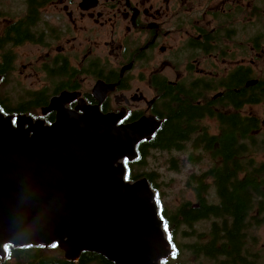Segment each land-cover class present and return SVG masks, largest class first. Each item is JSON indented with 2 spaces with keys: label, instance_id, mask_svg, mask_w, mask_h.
I'll return each mask as SVG.
<instances>
[{
  "label": "flooded vegetation",
  "instance_id": "flooded-vegetation-1",
  "mask_svg": "<svg viewBox=\"0 0 264 264\" xmlns=\"http://www.w3.org/2000/svg\"><path fill=\"white\" fill-rule=\"evenodd\" d=\"M48 7L54 9L56 20L36 25L29 36V113L12 115L26 114L51 124L56 113L48 106L63 96L67 111L81 113V107L98 106L102 114L123 113L118 125L150 116L162 124L157 112L165 85L187 91L201 86L203 92L195 103L214 104L212 114L197 123L206 127L209 136H219V119L231 115L238 117L236 125L256 123L247 158L264 164L256 159L264 142L255 136L264 129V0H53ZM97 84L108 89L104 95L94 93ZM212 120L216 133L206 124ZM190 146L191 140L185 143L186 156ZM207 161L217 164L205 154L186 163L199 166ZM216 162L224 163L221 158ZM237 167L236 177L241 180L247 173L240 164ZM202 173L192 172L186 181L193 196L182 203L194 212L193 217L204 214L206 206L223 205L209 179L204 194H196L199 185L191 184L189 177ZM182 203L167 215L177 212ZM227 216V221L234 218ZM241 216L242 243L249 254L258 253L255 232L264 227V200L246 207ZM200 222L209 224L202 237L207 243L214 220L195 224ZM195 224L181 223L179 228L192 231ZM179 228L171 226L174 236ZM245 264L256 261L250 257Z\"/></svg>",
  "mask_w": 264,
  "mask_h": 264
},
{
  "label": "water",
  "instance_id": "water-1",
  "mask_svg": "<svg viewBox=\"0 0 264 264\" xmlns=\"http://www.w3.org/2000/svg\"><path fill=\"white\" fill-rule=\"evenodd\" d=\"M65 102L51 100V124L0 109V258L6 245L55 244L68 262L87 252L113 264H165L172 249L155 194L145 177L126 180L124 165L161 122L118 125L123 113H76Z\"/></svg>",
  "mask_w": 264,
  "mask_h": 264
},
{
  "label": "trees",
  "instance_id": "trees-1",
  "mask_svg": "<svg viewBox=\"0 0 264 264\" xmlns=\"http://www.w3.org/2000/svg\"><path fill=\"white\" fill-rule=\"evenodd\" d=\"M46 2L47 0H25L23 15L3 27L0 33L1 87L7 86V81L15 70V48L29 43V36L34 32V27L43 22L41 9ZM3 15L5 14L0 12V19ZM210 88L212 87L210 86ZM202 90L201 86L194 91H187L185 87L173 90L165 85L162 90L161 110L157 112V117L161 119L162 124L150 140L138 144L136 148L138 157L135 160L124 161L125 179L135 181L145 177L155 194L157 206L160 205L158 173L154 170L143 172L140 170L143 169L146 158L152 156L154 152H184L185 143L191 140L190 151L186 158L184 157V162L191 160L194 156L205 154L209 155L211 161L217 164L199 176H190L189 181L191 184L199 185L196 188V194L200 196L204 194V189L210 187L207 186L206 180H211L216 195L220 201H223V205L204 206V214L194 217L192 216L194 212L187 211L185 208L187 206H184V203L177 212L169 216L168 212H165L161 207L158 215L163 220V230L172 249V254L161 263L170 264L168 261L170 257L180 255L171 226H179L181 223L192 226L200 220L213 219L207 243L195 241L192 244L182 245V247L190 253L201 254L202 257L208 259L210 264H245V260L250 257L256 261V264H264L261 254H249L246 245L242 243L244 238L241 233L245 231V228L242 227L243 219L242 216L240 217L244 214L246 207L250 208L252 203H257L259 206L264 200V164H256L247 158V154L250 152V146L247 143L251 139L250 133L257 129V124L247 121L236 125L234 120H237L238 117L231 115L219 119L221 124L219 136H209L206 127L197 123V119L211 115L214 102L195 103L200 99L201 95L199 94L203 92ZM3 93L8 94V91L4 90ZM22 95L25 97L16 104H12L6 94L0 95L1 111L5 114L29 113V91H24ZM51 121L50 119L49 122ZM218 158H221L224 163L218 165L216 162ZM178 160V157L167 159L171 167L182 165L177 163ZM237 164H240L241 169L247 173L241 180L236 177V173L239 171ZM230 186L234 187L231 193L227 191ZM227 213L232 216H227ZM226 216L234 218L227 221ZM4 249L6 256L3 259L0 258V264H113L99 255L87 252H83L76 262L65 261L62 252L55 244L47 247L42 245L36 247L6 245Z\"/></svg>",
  "mask_w": 264,
  "mask_h": 264
},
{
  "label": "rangeland",
  "instance_id": "rangeland-1",
  "mask_svg": "<svg viewBox=\"0 0 264 264\" xmlns=\"http://www.w3.org/2000/svg\"><path fill=\"white\" fill-rule=\"evenodd\" d=\"M53 3V0H48L45 6L41 10L42 19L45 22L52 23L56 20L55 11L52 7H48L49 4ZM0 12L5 14L0 19V33L3 27L10 21L17 20L25 12V0H0ZM16 54L15 70L12 72L9 80L7 81L6 87L0 86V95L6 94L12 104H16L19 100L23 99V92L29 91V43L22 46L16 47L14 50ZM183 68H181L182 70ZM4 90L8 91L3 93ZM206 124L209 126L212 133H216V122L207 121ZM256 137L260 138L262 143L264 142V129L260 133L255 134ZM170 157H178V168L171 167L167 159ZM186 152H154L152 156H149L145 160L143 171L154 170L158 173V182L160 184V206L164 208L165 212L175 210L178 205L182 202L192 199V194L186 188V181L190 173L207 171L211 168L210 162L192 166L184 162ZM258 161L264 162V150L256 156ZM183 162V163H182ZM175 168V169H174ZM260 216V213H258ZM209 224L206 222H200L194 225L195 232L190 230V227L182 226L179 231L175 234V240L180 250L178 257L173 256L168 260L170 264H208L207 259L202 257L201 254H193L186 250L182 245L192 244L195 241L202 242V237L206 235ZM192 233V234H190ZM195 233H198L197 236ZM255 235L258 238L257 250L258 254H261V258L264 259V227L257 228ZM263 264V263H262Z\"/></svg>",
  "mask_w": 264,
  "mask_h": 264
},
{
  "label": "snow or ice",
  "instance_id": "snow-or-ice-1",
  "mask_svg": "<svg viewBox=\"0 0 264 264\" xmlns=\"http://www.w3.org/2000/svg\"><path fill=\"white\" fill-rule=\"evenodd\" d=\"M165 228H167V226H165Z\"/></svg>",
  "mask_w": 264,
  "mask_h": 264
}]
</instances>
